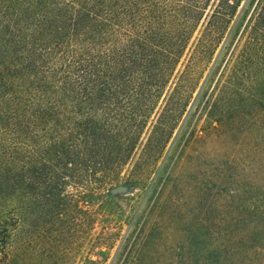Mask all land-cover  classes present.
Here are the masks:
<instances>
[{
  "label": "trees",
  "instance_id": "1",
  "mask_svg": "<svg viewBox=\"0 0 264 264\" xmlns=\"http://www.w3.org/2000/svg\"><path fill=\"white\" fill-rule=\"evenodd\" d=\"M202 114L244 155L186 158L220 180L187 194L206 258L264 264V0H0V264H75L87 204L126 166L145 189L134 231L148 196L166 201ZM230 168L247 176L234 195Z\"/></svg>",
  "mask_w": 264,
  "mask_h": 264
},
{
  "label": "rangeland",
  "instance_id": "2",
  "mask_svg": "<svg viewBox=\"0 0 264 264\" xmlns=\"http://www.w3.org/2000/svg\"><path fill=\"white\" fill-rule=\"evenodd\" d=\"M194 111L193 107L191 112ZM195 125V136L187 143L183 165L172 170L174 176L165 191L166 201L156 202L148 196L135 220L137 228L134 231L128 221L134 213L135 204L143 200L145 189L125 184L129 166L119 180L120 185L110 189L106 201L87 204L96 214V223L79 253L75 254V264H213L206 258L210 246L200 243L197 235L199 218L203 215L201 207L197 199L187 197V194L197 186L220 180L209 165L195 168L186 163V158L200 155L202 159L215 162L229 156H238L243 160L244 155L237 150L241 137L237 131L217 124L206 114H202ZM245 171L230 168L223 173V187L228 194L234 195V188L238 185L242 189L245 187ZM173 181H178L179 188L173 186ZM179 193L182 195L179 196ZM225 197V214L236 212L230 196ZM175 198L179 200L174 201ZM118 211L121 214L115 217L114 212ZM207 214L212 215L209 210ZM87 258L93 262H87Z\"/></svg>",
  "mask_w": 264,
  "mask_h": 264
}]
</instances>
